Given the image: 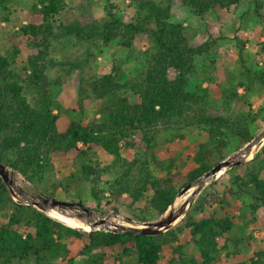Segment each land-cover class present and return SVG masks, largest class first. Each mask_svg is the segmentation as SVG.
I'll return each instance as SVG.
<instances>
[{
  "label": "trees",
  "instance_id": "obj_1",
  "mask_svg": "<svg viewBox=\"0 0 264 264\" xmlns=\"http://www.w3.org/2000/svg\"><path fill=\"white\" fill-rule=\"evenodd\" d=\"M180 1L195 16L202 17L241 0ZM135 2L136 15L129 21L108 11L102 20L84 15L64 23L58 17L67 8V0H38L31 6L28 21L17 34L36 52L19 68L20 42L13 38L6 53L0 49V162L38 185L54 168L56 159L70 160L76 171L66 176L68 184L63 188L71 191L79 179L91 180L104 170L83 160L103 150L115 158L116 165L123 164V169L105 188L100 186V180L92 179L93 197L119 213L116 203L127 195L134 203H144L137 220L149 221L163 215L181 189L215 166V160L225 159V150L244 147L256 136L259 126H264V105L255 110L248 101L257 86L264 91V66L253 69L247 65L245 44L240 41L239 80L232 82L223 94L225 101L230 105L236 102L237 108L215 112L206 107L208 91L202 95L189 90V85L197 73L198 57L213 48L217 39L195 46L184 24L172 20L169 4L156 0ZM254 14L264 25L263 0H255ZM142 33L149 34L151 48L141 80L132 87L137 97L127 95L129 84L121 81L116 66L110 73L83 78L81 98L99 101L96 114L100 117L94 116L90 121L71 118L60 129V103L49 76L53 38L59 34L75 35L82 41L98 39L106 46L117 43L129 49ZM262 50L264 53V43ZM239 88H243V93H239ZM194 127L204 128L207 133V139L199 143L193 156L195 167L183 173L177 169L175 159L165 167L156 155L161 131ZM135 134L143 136L157 167L166 170L162 176L153 175L148 159L128 161L123 157L124 149L135 147ZM8 171L15 181L19 174L10 168ZM263 171L264 146L251 161L228 169L209 183L185 217L160 235L74 228L58 215L51 213V217L33 205L15 200L0 176V215H6L5 221L0 222V264H56L58 259L69 256L72 238L83 241L78 254L85 256L86 264H110L111 258L113 264H129L124 257L132 255L137 256V264H161L168 258L169 264H216L222 258L235 256L234 264H264V244L248 261L238 255L239 245L250 246V241L236 237L235 247L231 248L230 239L226 238L237 219H247V225L258 220V211L264 206ZM107 191L110 199L103 200L101 196ZM49 196L55 197V192ZM82 203L90 206L88 200ZM189 243L197 248L198 255L185 250Z\"/></svg>",
  "mask_w": 264,
  "mask_h": 264
},
{
  "label": "rangeland",
  "instance_id": "obj_2",
  "mask_svg": "<svg viewBox=\"0 0 264 264\" xmlns=\"http://www.w3.org/2000/svg\"><path fill=\"white\" fill-rule=\"evenodd\" d=\"M37 1L0 0V49L6 53L12 43L11 39H17L20 42L21 50L18 57L19 68H21L23 61L30 54L36 52V49L27 45L26 39L18 36L17 33L19 27L27 23L28 12ZM156 1L170 5L172 20L180 21L184 24L186 33L193 45L198 46L207 40L217 39V44L213 48L203 56L198 57L197 73L190 79L189 90L202 95H205L207 90L208 96L205 97L207 101L206 107L211 108L215 112L225 113L236 110V102L231 105L228 104L223 94L225 89L231 86L232 82L237 83L239 80L241 70L239 62L240 41L245 44L244 53L246 54L247 65L253 69L264 66V53L262 50L264 25L254 14L255 0H241L237 5H232L228 8H218L202 17L195 16L181 4L180 0ZM67 3V8L58 17L64 23H69L84 15L95 20H102L107 17L108 11H113L122 19L128 21L136 15L137 3L135 0H87L84 4H81L80 0H67ZM150 48L151 39L148 33L137 35L132 47L129 49L119 46L117 43L106 46L98 39L82 41L75 35L59 34L55 36L52 40L49 57V76L53 81L52 88L61 108L59 111V128L63 129L71 118L90 121L94 116L100 117L99 114H96L100 102H96L89 97L83 100L81 98V80L83 78L110 73L116 66L119 68L121 81L129 84L127 95L131 98H136L137 95H134L132 87L141 80L142 72L146 68L147 52ZM171 76H174L173 71H171ZM239 93H243V88H239ZM248 99L249 103H252L253 109L256 110L261 105H264V91H261L257 86ZM80 101L82 104H80ZM244 108L248 110V104H245ZM263 129L264 126L261 124L256 130V135ZM206 139L207 133L204 128L200 127L186 130L183 128L162 130L157 138L156 155L163 160L165 167L172 159H175L177 169L185 173L195 167L193 156L199 143L204 142ZM134 140L135 147L132 150L124 149L123 157L128 161L135 158L148 159L153 175L162 176L166 170L159 169L152 156L148 154L147 144L143 136L135 134ZM261 148H257L248 161H251ZM236 151L230 148L225 150V153L229 157ZM83 160L85 162L91 161L93 165H98L100 169H104L92 178L97 181L100 180V186L103 188L107 187L108 183L112 182L115 176H118L123 169V164L116 165L115 158L103 150H98L95 154H90V157ZM81 161H78L79 167H81ZM220 161L221 159L215 160V164ZM75 166L70 160L56 159L54 168L47 173L45 180L38 185L27 181L13 168L10 167V169L20 175H16L15 180L19 187L28 190L35 198L43 194H45L44 196H49L50 193L55 192V198L60 200L73 202L90 201V206L84 205L91 209L92 221L101 218L106 219V222L99 227L101 230L114 228L117 225H138L144 222L137 220V213L144 203H134L127 195H124L121 201L116 203L120 210L119 213H115L102 203L99 204L93 197L94 183L92 179H79L76 189L71 191L64 190L63 186L68 184L66 176L70 172L76 171ZM106 167L108 170H106ZM135 171L137 172L138 170L136 169ZM262 175L264 176V171ZM211 182H213L211 179L207 181L206 186ZM193 191L194 189H191L185 195L178 196L175 207L185 202ZM101 197L103 200L105 198L110 199V193L107 191ZM74 210L89 216L81 208H75ZM51 213L62 217L75 227L91 226L73 217H67L57 212ZM238 213V211L235 212L236 215ZM161 216H154L149 221L157 220ZM5 219L6 215L1 214L0 222L5 221ZM246 220L237 219L234 230L227 234L226 238L230 239L228 244L231 248L235 247L234 240L236 237H243L245 240L250 241V246L239 245L240 254L238 255L241 259L249 261L254 252L264 244V206L259 209L258 220L255 223L247 225L245 224ZM82 245V240L72 238L69 256L65 259L60 258L55 263L86 264L85 256L78 254ZM185 250L189 254L198 255V250L193 247L192 243L187 244ZM69 257L72 260H68ZM235 257L231 259L222 258L216 264H234V261L237 260V257ZM168 260L169 258L165 259L161 264H169ZM124 261L129 264H137V256L124 257ZM108 262L113 264L114 258H111Z\"/></svg>",
  "mask_w": 264,
  "mask_h": 264
},
{
  "label": "water",
  "instance_id": "obj_3",
  "mask_svg": "<svg viewBox=\"0 0 264 264\" xmlns=\"http://www.w3.org/2000/svg\"><path fill=\"white\" fill-rule=\"evenodd\" d=\"M263 146L264 129L259 134H257L250 142L244 145V147L237 150L232 156L221 160L204 175L183 187L181 191L177 194V196L174 198V200L171 202V205L159 219L152 221H144L139 223L138 225H117L114 228H107V231L133 232L136 234L139 233L144 235H160L168 231L170 228H172L185 217L187 211L190 210L196 198L205 188L207 181H209L210 179L212 181H215L228 169L237 167L247 162L249 158L253 156L252 154L254 149L256 147L261 148ZM8 168L10 167L7 164L0 162V176L3 178L14 199L22 201L24 204L33 205L40 211L46 213L47 215H49L47 213L48 209L57 208L60 211L70 210L74 213L72 215L73 217L91 225L92 228L90 230H87V232H90L92 230H101L98 226L104 223L105 218L92 221L91 209L86 207L82 202L76 203L73 201L60 200L55 197L44 195H40L39 197L35 198L30 194L28 190L17 186L14 179L9 175ZM191 189H194V191L191 193V196L180 207L175 208L176 198L178 196L185 195ZM75 206H77V208H81L83 211L88 213L89 216H85L84 214L75 211Z\"/></svg>",
  "mask_w": 264,
  "mask_h": 264
},
{
  "label": "bare ground",
  "instance_id": "obj_4",
  "mask_svg": "<svg viewBox=\"0 0 264 264\" xmlns=\"http://www.w3.org/2000/svg\"><path fill=\"white\" fill-rule=\"evenodd\" d=\"M257 148H259V147H257ZM9 172V171H8ZM10 175V174H9ZM16 183V182H15ZM17 184V183H16ZM17 186H19L18 184H17ZM191 196V195H190ZM184 203V202H183ZM182 203V204H183ZM181 204V205H182ZM181 205H179V206H176L175 208H178V207H180ZM51 212H57L58 214H61V215H64V216H67V217H73L72 215L74 214L73 212H71L70 210H65V211H60L59 209H57V208H54V209H48L47 210V213L52 217V215H51ZM54 219H57V218H55V217H53ZM73 218H75V217H73ZM77 219V218H76ZM57 220H59V219H57ZM60 221V220H59ZM106 222V219H105V221H104V223ZM104 223H102L101 225H99L98 227H101ZM65 224V223H64ZM89 224V223H88ZM91 227V226H90ZM92 228V227H91ZM90 228V229H91ZM90 229H88V230H90ZM85 231H87V230H85Z\"/></svg>",
  "mask_w": 264,
  "mask_h": 264
},
{
  "label": "flooded vegetation",
  "instance_id": "obj_5",
  "mask_svg": "<svg viewBox=\"0 0 264 264\" xmlns=\"http://www.w3.org/2000/svg\"><path fill=\"white\" fill-rule=\"evenodd\" d=\"M77 203V202H76ZM77 208V206H75Z\"/></svg>",
  "mask_w": 264,
  "mask_h": 264
}]
</instances>
